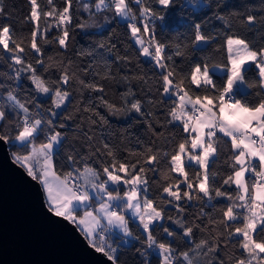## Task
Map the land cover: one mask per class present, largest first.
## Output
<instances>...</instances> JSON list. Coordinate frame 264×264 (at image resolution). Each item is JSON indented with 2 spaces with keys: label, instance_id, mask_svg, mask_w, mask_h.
<instances>
[{
  "label": "snow or ice",
  "instance_id": "obj_1",
  "mask_svg": "<svg viewBox=\"0 0 264 264\" xmlns=\"http://www.w3.org/2000/svg\"><path fill=\"white\" fill-rule=\"evenodd\" d=\"M71 3L72 0H67L66 6L57 11L53 0H48L52 10L43 11L41 15L45 18L56 16L59 22L56 27L60 28V25L69 22ZM134 3L138 14L133 10L131 0H96L93 6L97 12L114 13L111 19L105 16V23H111L117 16L132 21L128 27L135 43L140 46V54L149 57L154 61V67L160 69L157 75L160 77L162 95L171 101L167 107V116L171 119L164 122L158 120L157 124L161 128L166 125L180 127V142L169 152L155 147L154 142L146 143L140 137H135L134 142L141 146L142 151L127 148L124 150L128 156L122 155L123 140L131 142V138L127 136V129L124 133H113L108 116L127 118L133 114L137 117L154 114L145 113L144 101L132 91L127 76L120 81L126 85V91L120 95V104L107 100L104 95L95 98L89 96L83 109L77 107L71 115L57 112L56 109L62 107L67 112L65 105L72 96L73 85H78L76 91L81 96L84 90L103 93V85L94 80L86 82L76 73L69 72L71 60L61 62V74L55 82L49 83L43 77V73L51 70L43 57L44 46L58 44L61 48H67V27L60 28L61 34L48 40L46 33L51 28L48 25L41 33L44 45L37 43V31L33 30L31 42L25 47L22 46L23 40L17 42L14 38V29L8 23H0V46H3L0 53H8L7 57L0 55V62L5 59L12 61L7 67L14 70V76H6L4 82H0V89L4 90L3 102L0 103V141L19 142L25 151L13 153V157L25 168L27 175L41 185L48 209L55 216L76 225L89 246L103 254L110 264H121L120 247L116 239H110L114 230H119L122 240L132 238L140 245L136 249L140 264H152V252L162 256V264H181L180 258L182 264H264V47L254 48L243 37L228 36L227 63L223 65L226 79L217 84L210 75L206 61L192 62L185 73L176 65L173 55L165 54L169 45L156 37L154 21H163L164 12L174 7L176 0H153L163 11L145 4V0H134ZM93 6L85 4L83 10L90 12ZM222 6L219 3L216 5L217 8ZM37 8V0H30L29 21L37 20ZM244 8L245 11L230 12L228 15L241 17L245 27L252 26L248 29L250 31L252 28L264 29V5L258 9L260 15L251 5H245ZM5 15L7 7L4 0H0V18ZM216 18L225 19L219 13H216ZM138 23L143 26L142 33ZM77 27L83 29L87 25L80 23ZM201 29V24L194 25V42L207 43L215 39L212 35L204 34ZM109 43L101 41L98 47L107 49L111 54L116 45L111 43L109 47ZM184 49L175 55L187 58L188 45H184ZM30 50H34V62L26 59ZM80 55H84V52ZM116 59L129 58L117 56ZM246 65H254L258 77L256 83L247 80L249 69ZM105 66H108L107 61ZM211 66L221 67L218 64ZM92 75L95 77L98 73L93 72ZM21 78L35 86L33 92L48 95L53 107L44 108L34 98L30 103L22 100L12 85L6 83L12 80L20 87L18 82ZM102 78H110L109 73H105ZM238 84L258 89L255 92L256 99L250 101L247 95H239L235 90ZM64 85L69 88L65 89ZM192 85H195V89ZM93 99L99 107L106 109L107 115L97 110ZM146 102L151 104L153 100L149 98ZM162 103L158 102L157 107ZM80 111L91 113L85 117L90 130L93 126L99 127V145L95 144L94 131L86 133L76 123L75 113ZM68 120L76 124L74 140H78L79 148H85L86 151H80L73 145L72 151L64 158V164H58V150L68 141L67 133L58 129H66ZM147 126L155 137L164 135L152 123ZM41 137L43 140L37 145L35 141ZM116 138L121 143H114ZM174 139L175 133L167 142L171 143ZM222 142H230L231 145V163L228 165L231 171L226 178H218V172L210 171L209 168L220 156ZM184 157L189 162L188 166L194 163L204 170L202 176L200 173L190 176L185 171ZM162 164L167 166L168 175L162 171ZM65 167L68 171H63ZM149 173L158 177L156 182L161 192L167 194L166 197H159L162 203L157 204L155 198L149 197ZM171 173H179L185 179L181 181L179 176L173 177ZM246 173L251 174L247 183ZM173 180L175 186L169 182ZM217 184L220 186L217 187ZM232 184L236 185L235 194L223 187ZM216 198H227L229 204L217 216H213L205 211V205ZM194 203L200 204V210L195 220L189 223L187 216H181V213H186L185 204ZM169 206L177 210L176 217L167 215ZM215 207L213 204L212 208ZM77 212H82V215L78 216ZM134 221H138L135 233L132 229ZM172 225L179 228V233L172 230ZM157 230L173 240L190 238L196 231L205 233V237L196 243L194 249L179 253L178 258L172 244H166L158 238ZM236 234H239L241 254L226 259L221 255L222 248L226 249Z\"/></svg>",
  "mask_w": 264,
  "mask_h": 264
},
{
  "label": "trees",
  "instance_id": "obj_2",
  "mask_svg": "<svg viewBox=\"0 0 264 264\" xmlns=\"http://www.w3.org/2000/svg\"><path fill=\"white\" fill-rule=\"evenodd\" d=\"M96 0H72L69 6V22L66 25H60V28L67 27L69 32V38L67 39V48H61L58 44H47L44 46L43 57L47 64L50 65V72L43 73V77L48 80L49 83L56 81L57 77L61 74L60 69L63 66L61 62L71 60V65L68 66V71L71 73H76L80 78L87 81L94 80L95 82L103 85V93L89 92L84 90L83 95L76 91L78 85H73L72 96L70 100L66 102L65 108L62 107L60 111L65 115H71L75 112L77 107L83 109L86 105V101L89 96L95 98L98 95H104L109 101L116 104H120V95L126 91V85L121 83V78L127 76L130 79V86L132 91L136 93L137 98L144 101L143 107L145 113H154L151 116L145 115L137 117L135 114L127 118H119L114 116H108L111 122V131L113 133H124L127 129V136L131 138V142L128 139L122 142V155L128 156V152L124 149L133 148L137 151H142L140 145H136L134 140L135 137H140L144 142L150 143L154 142V146L161 149L162 151H171L176 144L180 142L182 136L180 127H174L173 125H166L161 128L157 121L164 122L166 119L170 120L171 117L167 116V107L171 105L170 99L166 95H162V89H160L159 80L160 77L157 75L160 71L159 68L154 67V61L149 57H144L140 54V49L135 46L131 40V34L128 25L132 23L131 20L119 21L117 17L112 19L111 23H105V16L111 19L114 15L112 11H101L97 12L95 7ZM7 7V15L0 18V23L11 24L14 29V38L17 42L23 40L22 46L27 47L31 42V32L33 30L37 31V43L44 45V38L41 33L44 29L51 25V28L46 33V38L52 40L55 36L60 35V28L56 25L59 23L56 16L43 17L41 13L43 11L52 10V5H48V0H37L38 8V18L35 21H29L28 17L31 14L30 0H4ZM222 4V7L217 8V4ZM53 4L57 11L63 9L66 6L67 0H53ZM93 6L91 11H84L83 5ZM145 4L151 5V7L156 9H161V6L153 3V0H145ZM251 5L257 9L256 14L260 15L258 11L259 7L264 5V0H176L174 7L168 9L164 12V20L154 21L156 28L155 34L157 39L161 42L169 45L165 50L166 55H173L175 63L178 67L182 68L185 73L189 71L190 64L192 62L206 61L210 68V75L213 77L217 84L223 82L226 79V69L223 67L227 63V50L226 41L228 36H240L251 42V46L254 48L264 47V29L252 28V26L245 27L242 24V18L239 16H229L230 12H242L245 11L244 6ZM131 6L134 11L138 14L137 6L134 0H131ZM161 11H163L161 9ZM216 13L224 16L225 19H217ZM83 23L87 25L86 28L81 29L77 27L78 24ZM201 24L202 32L206 35H212L215 39L211 42H194V25ZM93 25H103L102 27H96ZM137 26L141 28V33L143 32L142 24L138 23ZM140 34V33H139ZM146 43L148 42L145 34ZM110 41L114 43L116 47L109 54L107 49H101L98 47L99 42ZM109 43V47L111 46ZM184 45H188L189 55L187 58L175 55L177 51H185ZM12 45L10 44V47ZM3 46H0L2 49ZM84 55H80L81 52ZM92 52V55H88ZM4 57L8 56L7 52L0 53ZM128 57L127 60H117L116 57ZM51 57V60H49ZM26 59L34 62V50H30L26 54ZM105 61L108 62V66H105ZM13 63L9 60H4L0 62V82H4V77L14 76V70L7 67L8 64ZM218 64L221 67H212L211 65ZM91 65V68H89ZM248 67L247 80L252 83L258 81L256 76V69L254 65L246 66ZM93 72L98 73L95 77L92 75ZM105 73H109L110 78L103 79ZM26 75V74H23ZM143 76L144 79H140ZM179 79V77H178ZM7 84L12 85L19 94L22 100L28 101L29 103L34 98L39 101L44 108L53 107L51 100L47 96H41L38 92H33L34 85L26 79L21 78L19 80L20 87H17L16 83L12 80H7ZM68 89V85L63 86ZM245 91H240L237 88L236 92L241 95H247L250 101L256 99L255 92L258 90L256 88L249 89L246 85ZM195 89V85H192ZM3 89H0V103L3 102ZM151 98L153 103H147L146 101ZM163 102L159 107H157L158 102ZM93 104L97 105V110L104 115H107V111L103 107L98 106V102L93 99ZM91 113H85L80 111L75 113L76 123L81 126V128L86 133L91 131L95 132V144L99 145L101 143V135L98 126H93L89 129L88 121L85 117L90 116ZM148 123H152L157 131H162L164 135L160 137H155L151 130L148 128ZM179 124L178 122H175ZM68 127L63 129L62 132H66L68 135V141L65 143L62 149H59V159L58 164H64V158L72 151L73 145L79 148V141L74 140V134L77 133L76 124L72 120L67 121ZM175 133L176 139L168 143L167 140L171 139L172 134ZM43 140V137L35 141L38 145ZM114 143H121L119 138H116ZM7 147L11 158L15 161L13 153L24 152L25 149L19 146L14 141L8 142ZM80 151H86L85 148H79ZM220 156L213 163L210 164V171L218 172V178H226L230 173L231 169L229 164L231 163V145L230 142L221 143L220 146ZM16 162V161H15ZM17 163V162H16ZM91 163V161L89 162ZM185 163V171L191 176L194 173H200L202 176V171L199 167L192 165L188 166ZM20 165V164H19ZM21 166V165H20ZM162 171L165 175L167 173V166L162 164ZM25 169V168H24ZM63 171H68L65 167ZM59 174V172H58ZM123 175V174H122ZM173 177H177L175 173L170 174ZM150 177V188L149 197L155 198L157 204L162 203L159 197L161 195L167 196L166 193H162L159 184L156 182L158 177L153 176L149 173ZM180 180L183 181L185 178L179 176ZM249 181V177H247ZM175 186V181H169ZM222 183V179H221ZM211 182H209V186ZM220 184H217L219 187ZM229 192L235 194L236 188L233 184L229 187L224 185ZM195 188V184H194ZM186 190V189H182ZM202 195V194H201ZM207 198H205L206 200ZM216 205L212 208V205ZM229 204L227 198H216L209 204L205 205V211L209 212L213 216H217L222 208H226ZM186 213H181V216L186 215L189 223L195 220L196 216L199 214L200 204H185ZM167 215L172 217L177 216V210L171 206L166 209ZM80 212H77L79 215ZM136 222L132 223V229L134 233L136 232ZM239 226V225H237ZM172 230L179 233V228L172 225ZM217 230H219L217 228ZM120 235V234H119ZM157 235L160 240L164 243H171L173 248L176 249V255L179 258V253L183 251H190L195 248L196 243L205 237V233L196 231L195 234L190 238H178L173 240L172 237H167L157 230ZM239 236H235L232 243H229L226 249L222 248L221 255L226 259L228 257H238L241 254V249H239ZM120 260L121 264H140V257L138 256L136 249L140 247L139 244L132 239L128 245H120ZM152 264H159L160 256L158 253L152 252ZM181 264H182V258ZM202 259V258H201Z\"/></svg>",
  "mask_w": 264,
  "mask_h": 264
},
{
  "label": "water",
  "instance_id": "obj_3",
  "mask_svg": "<svg viewBox=\"0 0 264 264\" xmlns=\"http://www.w3.org/2000/svg\"><path fill=\"white\" fill-rule=\"evenodd\" d=\"M0 264H110L76 225L48 209L41 185L11 158L6 141H0Z\"/></svg>",
  "mask_w": 264,
  "mask_h": 264
},
{
  "label": "built area",
  "instance_id": "obj_4",
  "mask_svg": "<svg viewBox=\"0 0 264 264\" xmlns=\"http://www.w3.org/2000/svg\"><path fill=\"white\" fill-rule=\"evenodd\" d=\"M247 176L251 177V174L247 173ZM110 239H116V244L117 245H128L130 243V241H132V238H123V240L121 239V234L119 235L118 233L114 232L112 233V235L110 236ZM126 241V242H125ZM158 253V252H155Z\"/></svg>",
  "mask_w": 264,
  "mask_h": 264
},
{
  "label": "crops",
  "instance_id": "obj_5",
  "mask_svg": "<svg viewBox=\"0 0 264 264\" xmlns=\"http://www.w3.org/2000/svg\"><path fill=\"white\" fill-rule=\"evenodd\" d=\"M226 50H227V43H226ZM247 66V65H246ZM236 88L238 89V90H240V91H245L246 90V88L244 87V85H237L236 86ZM179 123V122H178ZM60 131H63V129H61ZM184 159V161H186L187 163H189L188 161H187V159H186V157H184L183 158ZM192 165H195L194 163H192ZM195 166H197V165H195ZM197 167H199V166H197ZM201 171H202V174H203V169H200ZM176 175H178L179 176V173H175ZM247 173L245 174V182L247 183L248 182V180H247ZM233 186L236 188V185L235 184H233ZM246 195V198H247V194H245ZM44 197H45V195H44ZM259 203V202H258ZM79 215H82V212H80V214ZM78 215V216H79ZM130 219H131V216H130ZM134 222H136V223H138V221H134ZM114 232H115V230H114Z\"/></svg>",
  "mask_w": 264,
  "mask_h": 264
},
{
  "label": "rangeland",
  "instance_id": "obj_6",
  "mask_svg": "<svg viewBox=\"0 0 264 264\" xmlns=\"http://www.w3.org/2000/svg\"><path fill=\"white\" fill-rule=\"evenodd\" d=\"M117 19L119 20V21H123V22H125V21H128V19H124V18H120V17H118L117 16ZM129 31H130V34H131V29L129 28ZM138 35H140L139 33H138ZM146 37H147V35H146ZM131 40H132V42L135 44V46L137 47V48H139L140 49V46L139 45H137L136 43H135V40L133 39V37H132V35H131ZM233 47H235V46H233ZM140 51H141V49H140ZM227 55H228V52H227ZM143 56V55H142ZM239 85V84H238ZM35 87V86H34ZM39 95H41V96H47L46 94H43V93H38ZM61 109H56V111H60ZM58 130H61V129H58ZM14 141V140H13ZM14 142H16L17 144H19V142H17V141H14ZM45 201H46V199H45ZM115 232L116 233H118V234H120L119 233V230H115ZM236 236H239V234H236Z\"/></svg>",
  "mask_w": 264,
  "mask_h": 264
}]
</instances>
